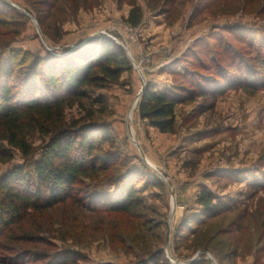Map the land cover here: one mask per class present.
<instances>
[{
	"label": "rangeland",
	"instance_id": "rangeland-1",
	"mask_svg": "<svg viewBox=\"0 0 264 264\" xmlns=\"http://www.w3.org/2000/svg\"><path fill=\"white\" fill-rule=\"evenodd\" d=\"M134 6L143 14L138 28L126 23ZM93 36L120 45L132 70L84 89L87 98L66 110L65 122L109 141L95 152L107 171L82 179L63 204L0 226V264H264V88H232L215 101L196 94L177 105L174 134L150 127L140 99L135 105L148 83L198 92L199 73L230 78L238 65L260 78L264 0H0V59L14 57V87L36 59ZM49 142L34 136L27 160L14 150L0 180L31 169ZM128 188L141 201L135 214L98 204ZM202 188L219 215L203 216ZM23 237L31 242H11Z\"/></svg>",
	"mask_w": 264,
	"mask_h": 264
},
{
	"label": "trees",
	"instance_id": "trees-1",
	"mask_svg": "<svg viewBox=\"0 0 264 264\" xmlns=\"http://www.w3.org/2000/svg\"><path fill=\"white\" fill-rule=\"evenodd\" d=\"M7 5L15 15L21 14L20 9L10 3ZM142 20V11L134 6L126 23L138 28ZM13 58L0 59V164L12 162L14 150L29 159L33 155L31 139L37 134L50 137V142L31 169L17 167L0 180L2 228L23 220L30 211L44 212L63 204L74 196L82 179H94L107 171V167L97 165L95 152L98 145L108 140L95 135L90 126L67 127L65 112L87 98L84 89L116 81L124 72L132 70L124 49L106 36H95L77 47L59 49L52 56L36 59L30 65L26 83L19 87L10 84ZM245 68L238 65L237 73L230 71L231 79L227 73L216 75L217 78L199 73L192 85L199 91L189 89L186 94L176 87L160 89L148 83L138 103L139 116L160 133L174 134L177 105L194 100L196 94L210 96L215 101L232 88L251 93L264 88V56L257 64L262 71L260 78L254 79ZM203 72L210 73L207 67ZM261 188L264 189V185ZM197 200L204 217L212 218L221 213L222 209L207 188H202ZM98 204L129 215L141 207L134 188H128L113 201L108 198ZM28 239L23 237L22 241L11 242L27 244L31 242Z\"/></svg>",
	"mask_w": 264,
	"mask_h": 264
},
{
	"label": "water",
	"instance_id": "water-1",
	"mask_svg": "<svg viewBox=\"0 0 264 264\" xmlns=\"http://www.w3.org/2000/svg\"><path fill=\"white\" fill-rule=\"evenodd\" d=\"M8 3H10L11 5H13V6H15L16 7V5H14L12 2H10V1H8ZM25 12V11H24ZM26 13V12H25ZM27 14V13H26ZM29 17H31L29 14H27ZM31 19H33L32 17H31ZM37 24V23H36ZM94 37V36H93ZM93 37H91V38H93ZM91 38H89V39H87L86 41H88V40H90ZM85 41V42H86ZM79 46V45H78ZM74 47H77V46H74ZM145 87H146V84H144V86L142 87V89H141V91H140V93H139V95H138V97L136 98V100H135V105H136V103L139 101V99L141 98V95H142V93L144 92V89H145ZM167 254L169 255V248L167 249Z\"/></svg>",
	"mask_w": 264,
	"mask_h": 264
}]
</instances>
